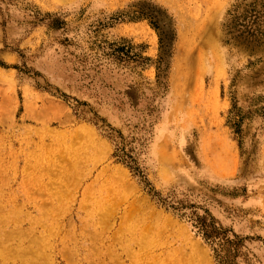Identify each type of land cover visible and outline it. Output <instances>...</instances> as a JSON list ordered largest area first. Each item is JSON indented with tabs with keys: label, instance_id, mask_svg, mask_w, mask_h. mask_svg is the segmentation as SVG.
Wrapping results in <instances>:
<instances>
[{
	"label": "rangeland",
	"instance_id": "obj_1",
	"mask_svg": "<svg viewBox=\"0 0 264 264\" xmlns=\"http://www.w3.org/2000/svg\"><path fill=\"white\" fill-rule=\"evenodd\" d=\"M153 216L264 264V0H0V264H173Z\"/></svg>",
	"mask_w": 264,
	"mask_h": 264
},
{
	"label": "bare ground",
	"instance_id": "obj_2",
	"mask_svg": "<svg viewBox=\"0 0 264 264\" xmlns=\"http://www.w3.org/2000/svg\"><path fill=\"white\" fill-rule=\"evenodd\" d=\"M155 217V216H153ZM159 224L160 232L166 234L165 241L159 245V251L172 254L173 264H207L202 248L193 240H190L182 231H177L176 225L169 219L155 217ZM148 230V229H146Z\"/></svg>",
	"mask_w": 264,
	"mask_h": 264
},
{
	"label": "trees",
	"instance_id": "obj_3",
	"mask_svg": "<svg viewBox=\"0 0 264 264\" xmlns=\"http://www.w3.org/2000/svg\"><path fill=\"white\" fill-rule=\"evenodd\" d=\"M200 231L202 232V236L205 241L209 242L211 245L214 243V238L212 237V231L210 226H206L204 223L199 227ZM204 232V233H203Z\"/></svg>",
	"mask_w": 264,
	"mask_h": 264
}]
</instances>
